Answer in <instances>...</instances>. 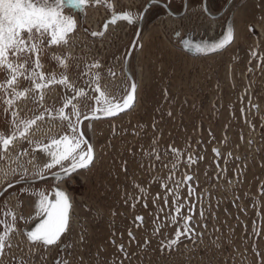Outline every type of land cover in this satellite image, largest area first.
I'll list each match as a JSON object with an SVG mask.
<instances>
[{"label": "rangeland", "instance_id": "rangeland-1", "mask_svg": "<svg viewBox=\"0 0 264 264\" xmlns=\"http://www.w3.org/2000/svg\"><path fill=\"white\" fill-rule=\"evenodd\" d=\"M110 1L101 3L110 7ZM117 1L128 8L139 0ZM88 9L96 19L105 12ZM233 13L232 43L198 56L171 40L177 20L146 23L132 56L134 106L86 127L95 160L68 187L80 200L72 242L78 256L89 246L97 256L91 264L127 256L146 264H264V0H246ZM129 31L119 22L101 46V39L88 38L89 29L81 32L77 46L84 45L85 62L74 73L89 70L97 54L116 69ZM13 98L0 88L1 117ZM178 233L185 234L172 244ZM155 256L165 261L156 263Z\"/></svg>", "mask_w": 264, "mask_h": 264}, {"label": "flooded vegetation", "instance_id": "flooded-vegetation-1", "mask_svg": "<svg viewBox=\"0 0 264 264\" xmlns=\"http://www.w3.org/2000/svg\"><path fill=\"white\" fill-rule=\"evenodd\" d=\"M105 2L108 0H104ZM110 1V0H109ZM114 1V0H113ZM143 1V2H142ZM246 0H231L229 5L224 9V11L218 15L211 17L208 15L206 10L211 14H218L222 8L225 6L227 0H186L185 11L181 16L175 17L169 11L173 13H178L183 9L184 0H163V3L167 6V8L161 4L154 3L144 14L143 24L141 30L144 28L146 23H154L158 20L165 22L167 18H171L172 20H177L178 23L175 27H173L170 31L171 40L176 44L180 49H182L179 45V39L184 36L186 33L192 34L193 37H197L199 39H211L220 35L226 25V22L229 18L232 19V24L234 26V10L242 5ZM115 5L112 3V0L109 2L110 7L105 6V3H99L104 7V18L99 23L97 29L92 31L88 28L80 19V12L85 11V6L83 10L79 11L77 9L65 8V14H71L75 21L77 16L79 20V24L76 22L75 31L70 34L68 43L66 45H60V51L53 50V45H42L41 46V54H40V62L44 65L43 69L40 71H44L47 75L48 73L55 72L57 78L63 73L68 76L69 82L76 88L82 89L87 93V97H82L79 99H74L73 103H76L79 107L81 117L85 115L93 114V107L96 103V97H99V93L94 91V85L92 84V77L99 73L100 75V88L101 91H104L106 94V99L112 103H117V98L120 96H124L127 94L126 89L130 86V79L124 71V60L129 45L134 37L135 31L137 29L136 22L129 23L122 19H117L116 23H111L113 16H118L119 13L122 12H130L133 15L140 14L144 5L148 2V0H139L136 5L131 7L119 6L118 1H114ZM206 6V10H205ZM85 15V14H84ZM90 16V13H89ZM84 17V16H83ZM119 22H124L131 28V33L129 31V43L126 46L124 52L122 53L120 63L116 69H113L112 60L110 57L107 58V62L103 55L97 54V61L99 62L100 68H88L82 73H74L76 68H80L81 65L85 62L83 60L82 54L70 55L69 51L66 50V46L70 47V43H74V39L78 36L74 46H77V43L81 42V35H79L78 26L84 27V34L88 33V29L91 31V38L88 37L91 41L95 39H103L105 38V34L109 30H113L114 26H116ZM107 24V30H105L104 25ZM93 33H104L101 35H93ZM142 31L139 34V37L135 43V47L129 57L128 60V69L132 74L135 83L137 84V78L133 73L132 69V56L134 50L139 47L138 42L140 43L139 38L141 36ZM179 33V35L177 34ZM90 34V33H89ZM236 36V28L234 38ZM96 42V40H95ZM79 45V44H78ZM99 45H103L99 43ZM46 48V49H44ZM46 51L49 57L59 56L62 58H66L67 62L71 65L66 71L62 68H59L57 65V61L54 60L53 63H49L47 61V57L44 55L43 51ZM183 50V49H182ZM184 51V50H183ZM64 53V54H63ZM66 53V54H65ZM213 53V52H211ZM190 54V53H189ZM204 54V53H200ZM209 54V53H207ZM193 56H198L197 54H190ZM35 56V53H34ZM112 73L115 75L113 76ZM27 75V73H26ZM9 74L6 70H3V81L4 83L7 79H9ZM32 84L30 81L24 79L23 77H19L18 85L16 86V90L28 89L31 87H27ZM13 91V89L8 88ZM138 90V86H137ZM74 94L72 93L71 88H65L62 85H52L48 89L44 90V99L42 102H33L31 99L28 100H16V102L11 106V111L6 115V117H1L0 114V132L8 135L10 132V121L14 118L13 113L16 112L19 115V119L23 120H32L35 117L43 114V120H37L36 124L33 125L28 133L30 139L36 142H41L43 144H49L52 138L59 139L64 134L69 133V129L66 122L60 121L58 118H54L57 115V111L54 112V108L58 107L60 109L63 107L65 102V97H72ZM100 106L104 105V100H101L99 103ZM132 109V108H131ZM130 109V110H131ZM66 113L71 114V106L65 109ZM72 119H75V116H72ZM92 121H84L82 124V131L84 135L88 139L89 143L93 147L94 152V141L92 139L91 132L86 134V129L88 126L92 125ZM87 127V128H86ZM91 137V138H90ZM82 148L86 149V145H82ZM27 149L29 155H23L24 150ZM12 160L11 161H0V168H15V175L9 176L7 180H0V191L4 192V195L0 197V201L7 200L9 202L10 208L12 211L18 214L17 220L15 222L16 231L11 233L10 240L7 242L11 245L10 248H6L8 255L0 264H63L64 261H67L68 264H91L90 259L97 258V256L93 255V251L89 249V246H84V255H77L76 247L73 244L72 240L75 237V232L77 228V221L75 215L77 214V204L76 202L79 200L78 196L72 193V190L69 189L68 186L74 184V179L79 178L77 172L83 170L78 169L76 172L71 173L70 176L65 177L58 176L53 178L50 174L52 172H60V166H57L51 170L46 171L44 174L47 176V179H39L35 178V173L37 168H42V166L48 162V157L39 149L36 148V144H29L26 140H17L14 143V146L10 149ZM35 155L36 159L34 161L35 167L33 163H29L32 160V155ZM19 155V160H15V157ZM95 155V153H94ZM94 162V161H93ZM17 164L22 165V168H17ZM68 161L64 162V165L67 166ZM93 164V163H92ZM91 164V165H92ZM90 165V166H91ZM88 168V167H87ZM27 170V177L21 179V176L24 174V170ZM86 169V168H84ZM70 177H72L70 179ZM12 183V187L8 188V183ZM56 187L61 188L68 194L71 200V209L69 213V230L61 236L60 242L55 246H49L45 249L42 245H34L29 242L25 236V227L26 225L32 224L35 220L39 219L40 216H36L35 214V203L36 198L33 193L43 192L49 196V198H54ZM7 189V191H4ZM27 189L25 192L24 190ZM74 196V202L72 201L71 196ZM18 201L22 203H18ZM80 201V200H79ZM3 204H0V209H3ZM23 216L24 219H20L19 216ZM0 219H6L10 221V217L0 216ZM4 231V225H0V232ZM89 252L91 253L89 255ZM15 258V259H14ZM135 257L128 256L126 259H120V262L115 264H135ZM86 260V261H85ZM97 260V259H96ZM93 264H96L94 262ZM98 264H103L102 259Z\"/></svg>", "mask_w": 264, "mask_h": 264}, {"label": "snow or ice", "instance_id": "snow-or-ice-1", "mask_svg": "<svg viewBox=\"0 0 264 264\" xmlns=\"http://www.w3.org/2000/svg\"><path fill=\"white\" fill-rule=\"evenodd\" d=\"M93 2L99 4L101 0H93ZM84 3L85 0H0V71L6 70L10 77L4 83H0V88H11L14 93V98L8 99L6 103L11 107L16 100L26 101L31 99L33 102H42L44 90L52 85H62L65 88H71L74 94L70 98L65 97L63 107L58 109L57 115L54 117L67 123L70 134L66 133L59 139L52 138L49 144L33 141L29 138L28 133L37 120L44 119L43 114L32 120H23L19 119V115L16 112L13 113L14 118L10 121L9 134L5 135L0 132V161L12 160L10 149L17 140H26L30 145L35 143L36 148L48 157V162L42 168H37L35 178L47 179L44 173L57 166H60V172L65 177L70 176L71 173L76 172L78 169L89 167L94 161L93 147L85 138L80 125L84 121L117 116L119 113L134 106L137 88L135 82H131L129 88L126 89L127 94L124 96L122 103H112L106 99L105 92L101 91V78L99 73H97L92 77L94 91L99 93V97H96V103L99 104L101 100H104V105L103 107L95 108L92 115H85L83 120H81L79 107L76 103H73V100L87 97V93L82 89H76L69 82L68 76L63 73L57 78L55 72L46 75L44 71H40V69L44 68V65L40 62L41 46L45 44L53 46L66 45L70 34L76 29L74 17L71 14H65L64 9L83 10ZM154 3H163V0H148L145 5V11ZM142 18V14L139 13L133 15L130 12H122L118 16L114 15L111 23H116L117 19L133 23ZM107 27L108 25L105 24V30H107ZM103 34L93 33V35L101 36ZM177 34L179 35V33ZM233 38L234 29L230 27L223 39L214 43L211 47L193 46L189 42H185V46L194 47L196 52L207 54L225 48ZM34 53L35 57L33 58ZM53 59L57 61L58 67L65 71L71 66L66 58L54 56ZM92 67L98 69L101 66L97 62ZM112 75L114 76L115 74L112 73ZM19 77L30 81L32 87L17 91L16 86L18 85ZM69 106H71V114L65 111ZM73 115L75 116L74 120L72 119ZM169 115H171L170 112ZM82 145H86V149L82 148ZM23 155H29L27 149L24 150ZM35 159L36 157L33 154L32 160L29 161V163H33L34 167ZM15 160H19V155L15 157ZM65 161H68L67 166L64 165ZM22 167V165L17 164V168ZM15 173V168H0V180H7L9 176L15 175ZM50 174L53 178L60 175L58 172ZM25 178H30L27 177L26 169L21 176L22 180ZM188 179L190 180L191 177H188ZM7 187L11 188L12 183L9 182ZM4 191H7V189H4ZM24 191L26 192L27 189ZM3 195L4 192L0 191V197ZM33 195L36 198L34 205L35 214L36 216H44L45 219L38 223L34 229L26 231L25 236L32 244L42 245L47 249L49 246L57 245L61 240V236L69 230L71 200L68 194L59 190V188L55 191V199H50L43 192H36ZM18 203L22 202L18 201ZM0 204L4 206L3 209H0V216L11 218L10 221L0 219V225H4V231L0 232V261H2L8 255L6 248L11 247L7 243L10 240L11 233L17 230L15 222L18 214L11 210L7 200L0 201ZM176 211L179 212L180 209L177 208ZM19 218L24 219L22 215ZM137 219L142 220L143 218L137 217ZM185 219L191 220V217L188 216ZM183 234L185 233H178L177 239L172 241V244L178 243L179 235ZM120 247L121 249L123 248L122 245ZM63 264H68V262L64 261Z\"/></svg>", "mask_w": 264, "mask_h": 264}, {"label": "water", "instance_id": "water-1", "mask_svg": "<svg viewBox=\"0 0 264 264\" xmlns=\"http://www.w3.org/2000/svg\"><path fill=\"white\" fill-rule=\"evenodd\" d=\"M230 2H231V0H227L225 6L222 8V10H221L218 14H211V13H209L207 10H206V12H207L208 15H210L211 17L218 16V15H220V14L224 11V9L229 5ZM147 3H148V2H147ZM147 3H146V4H147ZM146 4H145V5H146ZM158 4H161V5H163V6H165V7L167 8V6H166L164 3H158ZM145 5H144V7L142 8V10H141V12H140V14H142L143 17H144V14H145V12H146V11H145ZM185 7H186V0H184L183 9H182L180 12H178V13H173V12L169 11L168 8H167V10H168L173 16L178 17V16H181V15L184 13V11H185ZM135 22H136V25H137V29H136L135 34H134V37H133V39H132V41H131V43H130V45H129V48H128V50H127V53H126V55H125V60H124V71H125V73L127 74V76L129 77V79H130L131 82H135V81H134V78H133L132 74L130 73V71H129V69H128V60H129V57H130V55H131V53H132V51H133V49H134V47H135V43H136V41H137V39H138V37H139V34H140V32H141V28H142V24H143V18L140 19V20H136ZM230 27L234 29L233 24H232V19H231V18H229V19L227 20L223 32H222L220 35H218L217 37H214V38H211V39H199V38H197V37H193L192 34H190V33H186L184 36H182V37L179 39V45H180V47H181L185 52H187V53H190V54H200L199 52H196V51L194 50V47H193V48L186 47V46H185V42H189V43L192 44L193 46H195V45H200L201 47H205V48H207V47H211L214 43L219 42L220 40L223 39V37L227 34V30H228ZM231 42H232V41H231ZM231 42H230V43H231ZM230 43H229V44H230ZM139 44H140V43L138 42V45H139ZM229 44H228V45H229ZM228 45H227V46H228ZM227 46H226V47H227ZM223 49H224V48H223ZM221 50H222V49H221ZM215 52H216V51H215ZM135 98H136V93H135ZM128 110H129V109H128ZM128 110H126V111H128ZM124 112H125V111H124ZM121 113H123V112H121ZM121 113H119L118 115H120ZM89 116H90V115H89ZM83 117H84V116H83ZM83 117H81L80 119L83 120ZM102 118H108V117H102ZM80 127H81V130H82V124L80 125ZM84 136H85V135H84ZM85 138H86V136H85ZM86 139H87V138H86ZM87 140H88V139H87ZM88 142H89V141H88ZM59 176H63V173H60ZM57 188H58V187H56V189H57ZM59 190L64 191V190H62L61 188H59ZM64 192H65V191H64ZM51 199H55V196H54V198H51ZM43 219H45V217H44V216H40V218L37 219V220H35V222H33L32 224L26 225L24 231L26 232V231H30V230L34 229L35 226H36L38 223H40Z\"/></svg>", "mask_w": 264, "mask_h": 264}, {"label": "built area", "instance_id": "built-area-1", "mask_svg": "<svg viewBox=\"0 0 264 264\" xmlns=\"http://www.w3.org/2000/svg\"><path fill=\"white\" fill-rule=\"evenodd\" d=\"M112 3L115 5V2L112 0ZM100 6H102L101 4H96L94 6H89L87 5L85 7V18H84V23L85 25L90 28L92 31H95L99 25V23L103 20L104 16L102 15L101 17H98L97 19L96 18H93L91 15L89 16V12L90 10L88 9L89 7L91 8H100ZM93 15V14H92ZM76 18V22L79 24V20L77 18V16H75ZM78 31H79V35L81 34V32L83 33L84 32V27L82 26H78ZM84 34V33H83ZM82 45V44H81ZM81 45H78V46H75V50H68L69 51V54L70 55H75V54H81V51H83L84 49V45L81 46ZM52 49L53 50H58L60 51V46H52ZM166 254V252H165ZM155 260H156V263L160 261H165V259L163 257H154ZM141 262H137L135 264H146V262L148 261V259H145L146 261H144V259L140 258ZM148 264H150V262H148ZM170 264H181V261L177 262L176 260H170Z\"/></svg>", "mask_w": 264, "mask_h": 264}, {"label": "bare ground", "instance_id": "bare-ground-1", "mask_svg": "<svg viewBox=\"0 0 264 264\" xmlns=\"http://www.w3.org/2000/svg\"><path fill=\"white\" fill-rule=\"evenodd\" d=\"M132 1H133V0H127V2H128L129 4H130ZM141 31H143V29H142ZM234 34H235V27H234ZM233 40H234V38H233ZM233 40H232V41H233ZM231 43H232V42H231ZM231 43H230V44H231ZM230 44H229V45H230ZM71 46H72V45L70 44V47H71ZM225 48H226V47H225ZM225 48H224V49H225ZM66 50L68 51V48H66ZM71 50H75V48L73 47ZM71 50H70V51H71ZM222 50H223V49H222ZM219 51H221V50H219ZM216 52H218V51H216ZM213 53H214V52H213ZM197 55H199V54H197ZM136 100H137V88H136V98H135V102H136ZM135 102H134V104H135ZM131 108H132V107H131ZM131 108H130V109H131ZM130 109H129V110H130ZM94 153H95V150H94ZM94 160H95V155H94ZM71 198H72V201L74 202L72 196H71Z\"/></svg>", "mask_w": 264, "mask_h": 264}, {"label": "trees", "instance_id": "trees-1", "mask_svg": "<svg viewBox=\"0 0 264 264\" xmlns=\"http://www.w3.org/2000/svg\"><path fill=\"white\" fill-rule=\"evenodd\" d=\"M77 10H80V9H77ZM81 11V10H80Z\"/></svg>", "mask_w": 264, "mask_h": 264}]
</instances>
